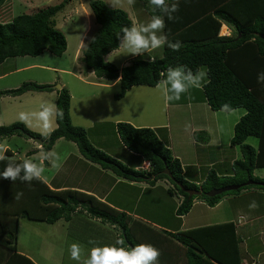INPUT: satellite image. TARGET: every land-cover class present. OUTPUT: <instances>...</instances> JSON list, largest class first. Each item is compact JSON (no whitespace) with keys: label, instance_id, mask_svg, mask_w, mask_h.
Listing matches in <instances>:
<instances>
[{"label":"trees","instance_id":"obj_1","mask_svg":"<svg viewBox=\"0 0 264 264\" xmlns=\"http://www.w3.org/2000/svg\"><path fill=\"white\" fill-rule=\"evenodd\" d=\"M7 1L0 0V7L5 6ZM72 1L63 0L58 5L38 9L33 14H21L14 18L10 15L12 18L7 23L0 21V65L9 58L38 57L44 52L64 55L68 42L64 33L57 28L54 18ZM141 1L152 16L154 13L147 0ZM89 7L98 29L84 51L82 61L85 72L93 71L99 79L107 81L120 78L121 93L116 95V99L121 100L134 87H156L157 82L162 79L161 73L166 72L169 67L187 66L195 73L201 66H207L208 82L204 86V92L209 106L214 111H220L221 106L228 103L233 111H245V115L234 127L231 140L232 146L242 150L243 159L235 160L230 175L220 176L211 170L200 188L203 195L190 197L180 184L186 189L199 190V187L186 180L181 161L173 156L169 143L159 137L157 129L152 126L135 127L129 121L117 123L121 142L131 152L150 163V168L146 171L130 168L121 160L95 147L85 128L72 124L71 89L64 87L58 90L54 85L32 82L24 83L16 90L0 91V95L22 96L33 91H56L57 106L62 110L63 118L57 120L58 127L47 139L21 122L1 126L0 144L15 136L41 138L45 141L44 150H52L61 139L73 142L86 160L105 170H111L123 179L145 182L150 186H156L160 182L169 184L168 194L178 201L179 217L190 213L195 200L215 207L229 197L232 199L230 202L224 201L227 203L226 210L238 206L249 208L248 212L253 208L250 206L253 202L257 206L259 196L264 194V185L245 183H264V179L256 174L257 170L264 169V82L258 79L264 74V0H179V11L173 14L176 19L168 20L165 17L164 35L173 43L179 41L182 45L180 50L174 52L165 45L161 56L155 55L154 62L136 58L121 70L107 62L105 57L120 49L117 33L123 27L130 26L134 20L126 11L112 8L105 0H89ZM223 24L230 30V35L221 36ZM252 137L258 140L257 148L246 143ZM196 139L199 140L198 135ZM33 154L34 152H30L28 155ZM5 155L17 163L23 160L15 157V152L10 148ZM7 163V160L0 161V172ZM166 169L170 171L172 178L164 173ZM229 185L242 187L214 197L206 195L214 189ZM21 192L23 195L17 200L16 194ZM79 211H85L92 219L116 226L126 248L141 243L162 247L159 251L164 247L170 257L165 261L160 252L159 264H243L240 252L242 232L233 221L173 232L133 218L85 191L53 189L47 182L36 180L29 186L26 182L2 178L0 264H37L18 249L21 219L53 225L61 220L71 221ZM153 214L158 215L157 208ZM161 214L162 212L159 213Z\"/></svg>","mask_w":264,"mask_h":264},{"label":"rangeland","instance_id":"obj_2","mask_svg":"<svg viewBox=\"0 0 264 264\" xmlns=\"http://www.w3.org/2000/svg\"><path fill=\"white\" fill-rule=\"evenodd\" d=\"M62 1L63 0H11L10 6L0 7V18L3 19V21H7V18L10 15L14 18L21 14H33L37 12L38 9H45L55 6L62 3ZM105 1L112 8H118L126 11L130 15V18H132L138 24H146L151 19V14L146 11L144 3L141 0H135V3L131 6L127 5L126 0H121V5L119 6H113L111 0ZM54 20L56 22L57 28L60 29L66 36L68 42L67 51L62 56H56L50 52H44L38 56L37 59L40 60L44 65H58L64 68L66 67L67 69H74L75 72H77L79 67H81L82 58L84 56L83 54L87 44L98 29V25L95 21L92 10L89 7V0H73L65 7V10H63L54 18ZM225 33L226 30L224 29V34ZM221 35H223L222 31ZM162 51L163 47L156 49L151 53H145L143 56H133L127 54L124 50L119 49L115 52L113 51L106 57H108L107 61L113 63L117 67H126L125 65L127 63H132L136 58L150 60L149 56L155 57L156 55V57H160ZM30 58L32 57H29V59ZM12 65H14L13 60L11 61L10 65H1L0 70L2 72L5 70V68L10 70L9 67ZM200 69L208 72L207 66H201ZM88 74L89 73L85 72L83 69V75ZM26 77L36 79L35 81H32V83L37 84H49L50 82L57 81V83L53 85H60L63 87V84L66 83L65 85H68V87L71 89V92L73 93L70 109L72 124L85 128L92 144L114 158L117 156L120 159L127 160V158L131 155L127 147H124L120 140V137L117 133V123L121 121H129L135 127H151L156 125L155 123L157 122L163 121L166 123L167 121L165 118L166 112L163 111L165 101L161 91L156 87H134L127 92L124 99L117 100L116 95L121 93L120 83H117L114 86H109L105 85V83L102 81L95 80L94 83L98 84L89 85L78 81V79L74 78L71 73L57 74V72L55 73L51 69L48 70L45 68L32 69L24 73L13 72L12 74L5 77L6 79L2 82V84L5 85V83L10 82L9 80L15 79L17 81L15 85H23L21 84V81L24 78L26 79ZM58 77H60V81L58 80ZM88 77L89 78L86 79L87 81H89L91 76ZM23 81V83L26 82V80ZM4 85L3 87H0V91L11 89H5ZM194 95L195 94L192 93L191 97L193 98ZM57 97L56 91L48 93L34 91L28 92L22 101V105L19 107L17 113L15 112V114L18 115L21 111H37L39 110L41 103L46 100L52 101L57 105ZM3 111L5 113V118H8L12 113L8 106H5ZM218 114V122L220 123L223 120L224 129L227 130V132L224 131L223 140L225 154L224 159L229 157L230 152H233L234 150L237 152L239 157L238 159H243L242 150L240 147H231V140L234 136L233 126L235 125V120L232 117L228 119V115L226 113L219 112ZM203 118L204 117L202 116V113H199L198 117L196 116V119ZM208 119H214V117ZM17 122L20 121L18 119L10 121L5 120L4 126H10ZM57 127L58 125L56 122V128ZM31 131L38 133L34 130ZM205 134L207 133H196V136L198 135L199 137V140L197 141L203 142L202 139L205 137ZM187 136H189V134H187ZM28 140V138L23 136H15L4 140L0 145H4L6 149H12L14 152L19 154L17 156L18 158L22 157L23 159H26L27 151L34 147L32 151H36L37 154L32 158L35 159L36 162H39L37 160V157L40 153L38 142ZM246 143L255 148L258 146V140L253 137L249 138ZM215 147L216 151L219 152L220 149L217 147V145H215ZM37 150H39V153ZM52 150L56 151L60 155L61 168L59 171H57L45 163L44 175L47 178V182H49V184H51V186L54 188L65 185L67 189H77L81 191L89 190V193L91 194L90 190L92 189V186L98 185V180L101 175V167L99 165H95L93 168L90 166L87 169V167L84 166V162H86V160L83 159L78 146L75 143L65 139L59 140ZM227 152H229V154ZM205 159L208 160L211 159V157H206ZM215 159L216 157H214V161ZM131 160H135L136 165L138 164L142 166L141 168L144 167L146 169L148 167L147 164L143 165V161L139 158H133ZM201 174L202 173H200L199 170V173L195 175L197 177L199 176L200 178L202 177ZM256 174L259 176L264 175V169L257 170ZM107 184L106 187L108 189L112 185V182H108ZM160 185H162L161 182ZM167 186L169 187L170 185L167 184ZM117 190L119 191L120 187H118ZM135 194L136 196H139L140 190L136 189ZM152 196L153 195H144V213L146 216L154 218L152 221H157V216H154V214L151 213V211L146 207L147 200H149V198ZM118 197H120V195ZM100 198L102 199V196H100ZM104 200H107L106 197ZM114 200L116 201L115 196L113 197V200L109 201ZM163 200V208L165 210L164 213L168 222L170 223V225H168V229L182 230V228H180L181 224H179L181 220L174 212L175 207L179 204L175 205V200L171 199L168 195L163 196ZM226 204L227 203H224V219ZM132 210L133 209L131 208L130 211ZM201 210H206V207H197V209L191 213V215L185 221V229L197 226L199 227L204 223H209L211 222L212 217L220 220L223 219L221 207H216L214 211L208 210L207 212L204 211L202 213ZM263 212L264 210H260L259 214L262 215ZM247 213L252 215L257 214V212L251 210ZM129 215H131L133 218H136L135 213H129ZM80 216L85 219L89 215L84 213L79 215L78 218L74 219L73 222L66 223L65 221L61 220L53 225L47 224L45 222L21 219L20 230L18 234L19 251L30 255L37 264H81V262H77L70 258L69 248L71 244L78 243L81 246L82 261L83 259L87 258L90 249L93 247L92 244H89V240H94L97 242V245L103 246L106 244L108 245L115 243V241L112 239L115 233H117L119 237L120 231L117 230L116 227L110 225L104 226L100 220L96 219L93 220H95L96 223L98 222L101 225V228L90 223L84 224L82 223L83 219H81ZM263 227L264 220L255 223V225L251 227L253 229L254 235L257 237L255 238L256 240L254 239L249 242L250 252L248 255H244V260L246 262L251 261L250 263H253L252 260H254L256 264H264V256L262 261L256 260L261 252H264V239L258 235L259 233L264 234ZM157 248L160 250L162 247L159 246ZM160 252L162 253L165 261L169 260V252L164 249V247Z\"/></svg>","mask_w":264,"mask_h":264},{"label":"crops","instance_id":"obj_3","mask_svg":"<svg viewBox=\"0 0 264 264\" xmlns=\"http://www.w3.org/2000/svg\"><path fill=\"white\" fill-rule=\"evenodd\" d=\"M10 5H11V0H8L5 4V7L10 6ZM11 18L12 17L9 16L7 18V21H3V19L0 18V21H2V23H7L8 20H10ZM224 28L227 31V28L226 27H224ZM107 58L108 57H105L106 61H107ZM12 60H13L14 65L9 67L10 70H8V68H5V70L3 72L0 70V87H3L4 84H2V82L6 79L5 77L12 74L13 72L14 73H17V72L18 73H24V72H27L28 70L38 69V68H40V69L45 68L48 70L51 69L55 73L57 72V74H59V73H61V74L71 73V75L74 78L78 79V81L84 82V83L89 84V85L98 84V83H94L95 80L102 81L105 83V85H109V86H114L117 83H120V78L118 80H115V81H107L105 79H99L93 71L87 72V73H89L88 75H83V67H84L83 62H81L82 63L81 67H79L77 72H75L74 69H67L66 67L64 68V67H61L58 65H53V66L52 65H44V64H42V62L40 60L37 59V57H32L30 59H29V57L9 58L6 61H4V63H2L1 65L2 66L4 64L10 65ZM107 62H109V61H107ZM20 63H22V64H20ZM109 63H111V62H109ZM130 64L131 63H127L125 66L127 67V65L129 66ZM118 68L121 70L124 67L122 66V67H118ZM79 70H80V72H79ZM79 75H81V76H79ZM88 76H91L89 81L86 80L89 78ZM207 79H208V77L206 76V79L204 81L202 89L193 88V89H190L188 93L183 94L181 99H180L182 101L179 100V101H171V102L165 103L163 111L166 112V115H165V118L167 120L166 123H164L163 121L157 122V123H155L156 125L152 126L153 128L158 130L159 137L162 140L169 143V147L172 151L173 156L178 158L181 161L183 169H184V177L186 178V180L188 182L196 184V185H201L206 180L207 175L209 174V172L211 170L216 171L220 176L225 175V174H227V175L232 174L233 163L235 162L236 159L239 158L237 155V152L235 150L234 151L232 150L233 152H230V154H229V152H227L230 156L226 157V159H224L225 154H224V145H223L224 141L223 140H224V131L227 132V130L224 129L223 120L220 123L218 122V118H219L218 113L222 112V111H214L209 106V104L207 103V99H206L205 92H204V86L207 83ZM23 80H26L25 83H28V82L30 83L32 81H35L36 79L31 78V77H29V78L26 77V79L24 78ZM23 80L21 81V84H24ZM58 80L60 81V77H58ZM9 81L10 82L5 83L4 88L5 89L11 88V89L6 90V91L16 90L22 86V85H15L17 83V81L15 79L9 80ZM56 83H57V81H54V82H50L49 84L53 85ZM65 84L66 83L63 84V87L69 88L68 85H65ZM139 87H147V86H139ZM192 93L195 94L193 96V98L191 97ZM27 94L28 93H26L22 96H5V95L2 96V95H0V127L4 126L5 120L10 121V120L18 119V115L15 114V112L17 113L19 107L23 103L22 101L24 100L25 95H27ZM72 97H73V95H72ZM17 102H18V104H17ZM5 106H8L10 108V110L12 111L11 115L8 118L4 117L5 113L3 110H4ZM199 113H202V116L204 117L203 119H196V116L198 117ZM223 113H225V112H223ZM226 114L228 115L227 116L228 119H230L232 117L235 120V125H236V123L240 120V118L245 115V111L241 110V109H236V110L232 111L231 113H226ZM213 117H214V119H208V118H213ZM235 125L233 127H235ZM200 132H206L207 133V134H205V137L202 139L203 142H199L196 139V133H200ZM187 134H189V136H187ZM29 140L34 141L33 139H29ZM215 145H217V147L220 149L219 152L216 151ZM124 147H126V146L124 145ZM231 147H234V146H231ZM32 149H34V147H32L30 150L27 151V153H26L27 157H29V155H28L29 152H35V151H32ZM231 149H235V148H231ZM211 150H212V152H211ZM37 151L39 153V150H37ZM129 153L131 155L127 158V160L126 159H120L117 156H115V157H116V159L121 160L128 167L139 170V168L141 166L138 164L136 165L135 160H131V159L139 158L143 161L142 164L146 163V161L143 159L142 156H140L136 153H133L130 150H129ZM36 154L32 155L29 158L31 159L32 157H35ZM191 157H192V160H191ZM206 157H211V159L207 160V159H205ZM214 157H216L215 161H214ZM83 159L86 160L84 157H83ZM210 163H213V164H210ZM95 165L97 166V164L91 163L88 160H86V162H84V166L87 167V169L90 166H92V168H93ZM199 170H200V173H202L201 174L202 177H200V178H199V176L197 177L195 175V174L199 173ZM100 172H101V175H100L99 180H98V185L92 186V189L90 190L91 194L95 195L99 199H101L100 196H102L101 200L105 201L107 204H109L110 206H112L115 209L124 211L128 214L129 213H135V216L137 219L143 220V221L151 224L152 226H154L158 229L170 230V229H168V225H170V223L168 222L167 218L164 217L165 216V213H164L165 210L163 208V206H164L163 196L168 195L171 199H174L175 205H178V201H177V199L171 197L168 194V186L166 183H161L162 185H160V183H158L156 186H150L148 183H145V182H133V181L123 179V178L117 176L116 174H114L111 170H105L102 167L100 168ZM260 177L264 179V175H262ZM108 182H112V185L107 189L106 184ZM47 184L49 186H51V184H49V182H47ZM51 187L53 189H59V190L60 189H67V187L65 185L58 187V188H54L53 186H51ZM118 187H120L119 191L117 190ZM136 189L140 190L139 196H136V194H135ZM87 191L89 193V190H87ZM87 191H85V192H87ZM145 194H147L148 196L153 195L151 198H149V200H147L146 207L151 211V213H153L156 208L158 209V215H156L157 221H152L154 218L148 217L144 213V211H145L144 195ZM119 195H120V197H118ZM114 196L116 198V201L115 200L109 201V200H113ZM105 197L107 200H104ZM231 200L232 199L229 197L226 199H223L215 207H210L205 202L203 203V201L195 200V203H194V206L192 207V210L186 216L179 217L177 215L178 206L175 207L174 212H175L176 216L178 218H180V220H181V222L179 223V224H181L180 228H182V230L184 231V230H186L184 228L185 221L191 215V213L197 209V207H201V206L206 207V210H201V213L204 211L207 212L208 210L214 211V209L216 207H221L222 208V217H223L222 220L212 217L211 222L204 223L200 226L213 225V224L221 223L224 221H233L234 223H236V227L240 228V230L242 232V235L240 237V239H241L240 252H241L243 264H253V263H250L251 261L246 262L244 260V255H248V253L250 252L249 242L254 240L257 237L256 235H254L253 229L251 227H253L255 225V223L261 222L264 220V212L262 215L259 214V210H264V194H261L259 196V201L256 204L257 206L250 208L251 211L257 212L256 215H252L250 213H247V210L249 208L243 209L242 207L236 206V207H232L229 210H226L225 219H224V201L230 202ZM131 208L133 209L132 211H130ZM160 212H162L161 215H159ZM84 213L86 215H88L85 211H79L78 213H76L73 216V219L71 221H69V222L65 221V222L66 223L73 222L74 219L78 218L79 215L84 214ZM85 217H87V216H85ZM80 218L83 219L82 223H84V224L90 223L94 226H99V228H101V225L98 222L96 223L95 220H93L90 216H88L85 219L82 216H80ZM102 224L104 226H109V225L113 226L111 224H105L103 222H102ZM113 227H116V226H113ZM103 229H106V228H103ZM116 229H117V227H116ZM171 230L173 232L181 231L179 229L178 230L171 229ZM258 235H260L262 237V239H264V234L259 233ZM112 239L115 242L117 240H121L120 234L118 237V234L115 233L113 235ZM113 244H115V243H113ZM108 245H112V244H108ZM117 246H120V245H117ZM263 248H264V246H263ZM21 253H23V254H25L31 258L30 255H28L22 251H21ZM263 256H264V252H261V254L258 256V258H256V260L262 261ZM252 262H254V260H252Z\"/></svg>","mask_w":264,"mask_h":264},{"label":"clouds","instance_id":"obj_4","mask_svg":"<svg viewBox=\"0 0 264 264\" xmlns=\"http://www.w3.org/2000/svg\"><path fill=\"white\" fill-rule=\"evenodd\" d=\"M147 2L154 13L151 16L150 21L146 24H138L133 21L130 26L123 27L121 32L117 33L116 38L119 40L118 47L124 50L127 54L133 56H143L145 53H151L165 45H167L172 51L178 52L182 47L181 43L179 41L175 43L169 41L167 35L163 34V30L165 28V17H167L168 20L176 19L173 14L179 11V0H173L171 3H169L168 0H147ZM111 3L113 6H119L121 5V0H111ZM126 3L128 6H131L135 3V0H126ZM224 27L227 28L225 34ZM221 31L223 33L221 36L230 35V30L224 24L222 25ZM149 58L151 62H154L156 59L154 56H149ZM206 76L207 72L202 69H197L194 73L190 68H187V66L169 67L166 72L161 73L162 79L157 82L156 88L161 91L165 103L179 101L182 95L188 93L190 89H202ZM258 79L259 81L264 82V74L260 75ZM220 111L231 113L233 109L230 104L225 103L221 106ZM62 118V110H60L54 102L47 100L41 103L39 110L37 111H21L18 114L20 122L24 123L29 129L37 131L44 139L51 136L55 131L57 120ZM44 144H39L40 153L37 157L39 162H35V159L33 158L30 159L29 157L31 156L27 158L26 154V159L20 157V159L23 160L19 163L5 155L9 148L6 149L4 145H0V161H8L4 170L0 172V178L11 180L13 182L19 180L28 183L29 186L33 180L46 183L47 178L44 175L45 163L57 171L61 168V163L60 155L54 150H44ZM36 153L37 152L35 151L34 154ZM18 155L19 154L15 152V157ZM144 164H147L148 167L145 169L144 167L141 168V166L139 170H149L150 163L146 162ZM255 183H257L255 185L260 186H263L261 184H264L260 182ZM201 185H197L199 190H202L200 189L202 188ZM22 195V192L17 193L15 198L18 200ZM250 206L255 207V203L253 202ZM124 243V240H117L115 244L99 246L96 241L89 240V244H92L93 247L90 249L87 258L82 261L81 246L78 243H73L69 248L70 258L77 262H81V264H159L161 253L159 249L153 245L141 243L126 248L123 246ZM117 245L120 246L118 247Z\"/></svg>","mask_w":264,"mask_h":264},{"label":"water","instance_id":"obj_5","mask_svg":"<svg viewBox=\"0 0 264 264\" xmlns=\"http://www.w3.org/2000/svg\"><path fill=\"white\" fill-rule=\"evenodd\" d=\"M262 38L264 39V35H262ZM56 88L59 89V90H61L62 89V86L57 85ZM33 140L36 141V142H39V144H41V145L44 144V141L42 139H40V138H33ZM164 173L166 175L170 176V178L173 177L172 174L170 173V171L168 169H166L164 171ZM248 184H257V183L250 181ZM261 185H264V184H261ZM180 186L184 190V192H186L187 194H189L190 197H193V196H201L203 194L202 190L186 189L182 184H180ZM240 187H242V186L241 185H238V186H226V187H223V188H220V189H214V190L208 192L206 195L209 196V197H214V196L220 195V194L225 193V192L236 191Z\"/></svg>","mask_w":264,"mask_h":264}]
</instances>
